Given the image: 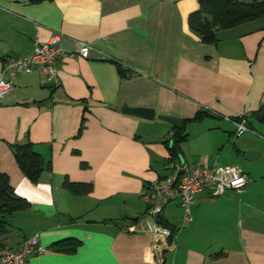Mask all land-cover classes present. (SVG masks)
Masks as SVG:
<instances>
[{
	"label": "crops",
	"instance_id": "1",
	"mask_svg": "<svg viewBox=\"0 0 264 264\" xmlns=\"http://www.w3.org/2000/svg\"><path fill=\"white\" fill-rule=\"evenodd\" d=\"M197 8L198 0H0V78L13 84L0 100V171L29 202L11 215L1 246L37 234L47 250L29 264H264V145L252 132L255 122L264 131L253 118L264 100V18L218 30L217 42L206 44L187 22ZM56 33L67 51L58 84L46 87L38 70L3 73L6 59ZM78 41L91 47L88 58L76 53ZM124 106L182 119L206 111L185 124L173 163L236 165L250 180L240 193H198L185 225L178 203H167L161 215L176 233L161 255L140 194L170 173L164 141L173 126L125 114ZM242 118L249 131L236 135ZM27 139L44 161L36 183L10 148ZM248 153L261 161L244 170L238 159ZM65 180L92 190L75 195ZM68 238L80 241L76 251L57 252L53 244Z\"/></svg>",
	"mask_w": 264,
	"mask_h": 264
},
{
	"label": "built area",
	"instance_id": "2",
	"mask_svg": "<svg viewBox=\"0 0 264 264\" xmlns=\"http://www.w3.org/2000/svg\"><path fill=\"white\" fill-rule=\"evenodd\" d=\"M61 35L53 34L46 42L35 43L32 52L24 56H12L6 59L3 73L10 70L15 74L40 71L46 81L58 84V63L65 57L67 51L61 46ZM77 54L88 58L91 47L78 41ZM13 89L8 79L0 78V100ZM242 118L235 124V134L249 131ZM170 173L162 179H157L144 186L141 198L146 203V219L149 231L155 237L154 249L161 255L164 247L169 246L170 230L156 220L162 214L165 205L176 201L182 210V225L192 220L191 208L196 202L198 193L208 190L211 196H219L228 190L240 193L250 181L236 165H221L218 162L208 164L199 162L194 167L184 163L170 164ZM46 247L39 243L37 234L27 236L17 248L0 246V264H29L33 255L43 254ZM161 257V256H159Z\"/></svg>",
	"mask_w": 264,
	"mask_h": 264
},
{
	"label": "trees",
	"instance_id": "3",
	"mask_svg": "<svg viewBox=\"0 0 264 264\" xmlns=\"http://www.w3.org/2000/svg\"><path fill=\"white\" fill-rule=\"evenodd\" d=\"M28 1L31 3H39L44 0ZM260 18H264V0H198V8L188 15L187 22L190 30L200 38V41L209 44L217 42L216 32L218 30L232 28ZM109 61L116 65L121 75L125 74L126 69L122 67L121 63L113 59ZM208 115L206 111H198L193 117L183 119V127H173L174 132L168 140L164 141L168 151V158L164 160L165 164H172L179 157L181 144L188 136L185 131V124L187 122H198ZM84 122L85 118L82 117L78 134L84 128ZM10 148L21 172L30 182L36 183L45 166L42 156L34 150L33 143L27 139L23 143L11 144ZM81 166L85 167V164L82 163ZM158 179H161V177ZM64 186L75 195H85L92 190L91 183H71L65 180ZM28 208L29 202L15 193L8 175L0 171V237L9 232L11 226L9 219L11 215ZM145 213L146 209L143 215ZM135 220H138V218ZM158 221L161 225L169 228V242L172 241L176 233V228L165 222L162 215H159ZM79 244V240L68 238L54 243L53 247L57 252L74 253ZM222 255V252H218L212 255V258H218Z\"/></svg>",
	"mask_w": 264,
	"mask_h": 264
},
{
	"label": "water",
	"instance_id": "4",
	"mask_svg": "<svg viewBox=\"0 0 264 264\" xmlns=\"http://www.w3.org/2000/svg\"><path fill=\"white\" fill-rule=\"evenodd\" d=\"M54 84L51 82H47L46 83V87H51ZM122 112L125 114H130L142 119H146V120H152L153 118H157L160 120H163L167 123H169L170 125H172L175 128H181L183 127L184 121L182 118L179 117H174V116H170V115H163V114H155V110L152 108H145V107H127L124 106L122 107ZM253 118L256 121H262L264 119V100L261 106L260 111H258L257 113L253 114ZM253 155H251L250 153L246 154L245 159H250L252 158ZM156 220L158 221V217L156 216Z\"/></svg>",
	"mask_w": 264,
	"mask_h": 264
},
{
	"label": "rangeland",
	"instance_id": "5",
	"mask_svg": "<svg viewBox=\"0 0 264 264\" xmlns=\"http://www.w3.org/2000/svg\"><path fill=\"white\" fill-rule=\"evenodd\" d=\"M156 121H158V120H156ZM158 123H164V122H158ZM254 125H255V128L253 129L254 131H252L253 133H254V135L256 134V135H258L257 137L256 136H254L255 137V139H258L259 141H260V143H262L263 145H264V141L262 140V139H260L259 137H262L263 139H264V131H263V129H262V123L261 122H255L254 123ZM190 126H188L187 127V130H188V128H189ZM245 135V134H244ZM237 137H235L234 135H233V137H232V139H236ZM169 139V138H168ZM171 142V141H170ZM231 145H232V143H231ZM227 150V149H226ZM228 150L229 151H231L230 152V154H232V151H233V149H232V146H231V148H228ZM245 158V156H243V157H239V164L243 167V169L244 170H248L247 169V166L250 164V165H257V162H259V161H261L260 159L258 160V161H256V160H247V159H244ZM230 159H228V162L229 163H227V164H231L230 163V161H229Z\"/></svg>",
	"mask_w": 264,
	"mask_h": 264
}]
</instances>
